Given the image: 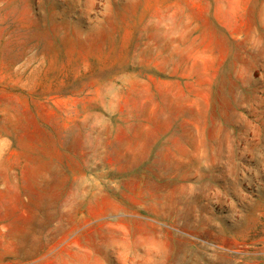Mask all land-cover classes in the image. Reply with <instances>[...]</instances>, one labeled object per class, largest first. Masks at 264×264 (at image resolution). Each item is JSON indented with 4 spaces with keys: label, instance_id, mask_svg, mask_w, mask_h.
Here are the masks:
<instances>
[{
    "label": "rangeland",
    "instance_id": "1",
    "mask_svg": "<svg viewBox=\"0 0 264 264\" xmlns=\"http://www.w3.org/2000/svg\"><path fill=\"white\" fill-rule=\"evenodd\" d=\"M187 263L264 264V0H0V264Z\"/></svg>",
    "mask_w": 264,
    "mask_h": 264
},
{
    "label": "bare ground",
    "instance_id": "2",
    "mask_svg": "<svg viewBox=\"0 0 264 264\" xmlns=\"http://www.w3.org/2000/svg\"><path fill=\"white\" fill-rule=\"evenodd\" d=\"M179 254H180V253H179ZM192 254H193V252H192ZM189 256H190V255H189ZM190 257H191V256H190ZM195 258H196V256H195ZM184 259H185V258H184ZM192 260H193V259H192ZM192 260H191V261H192ZM196 260L198 261V259H196ZM187 264H188V263H187ZM196 264H198V263H196Z\"/></svg>",
    "mask_w": 264,
    "mask_h": 264
}]
</instances>
